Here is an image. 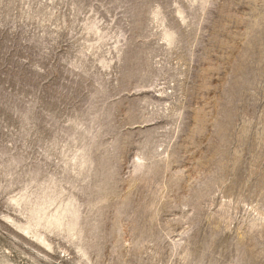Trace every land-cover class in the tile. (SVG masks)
<instances>
[{
  "label": "rangeland",
  "instance_id": "1",
  "mask_svg": "<svg viewBox=\"0 0 264 264\" xmlns=\"http://www.w3.org/2000/svg\"><path fill=\"white\" fill-rule=\"evenodd\" d=\"M0 264H264V0H0Z\"/></svg>",
  "mask_w": 264,
  "mask_h": 264
}]
</instances>
